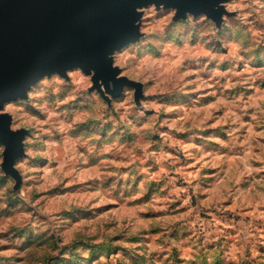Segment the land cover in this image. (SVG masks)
<instances>
[{
    "label": "rangeland",
    "instance_id": "374dc122",
    "mask_svg": "<svg viewBox=\"0 0 264 264\" xmlns=\"http://www.w3.org/2000/svg\"><path fill=\"white\" fill-rule=\"evenodd\" d=\"M131 34L119 96L74 68L0 110V264H264V0L150 2Z\"/></svg>",
    "mask_w": 264,
    "mask_h": 264
},
{
    "label": "water",
    "instance_id": "95a60500",
    "mask_svg": "<svg viewBox=\"0 0 264 264\" xmlns=\"http://www.w3.org/2000/svg\"><path fill=\"white\" fill-rule=\"evenodd\" d=\"M154 1L216 15L221 0H0V110L45 76L74 68L95 70L94 86L119 96L123 80L112 55L131 38L138 9ZM11 126V116L0 115L8 168L24 138Z\"/></svg>",
    "mask_w": 264,
    "mask_h": 264
}]
</instances>
